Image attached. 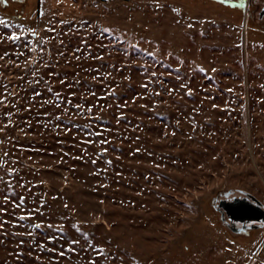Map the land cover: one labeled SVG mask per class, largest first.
Wrapping results in <instances>:
<instances>
[{"label": "rangeland", "instance_id": "obj_1", "mask_svg": "<svg viewBox=\"0 0 264 264\" xmlns=\"http://www.w3.org/2000/svg\"><path fill=\"white\" fill-rule=\"evenodd\" d=\"M229 5L0 13V264H264L210 203L264 202V0Z\"/></svg>", "mask_w": 264, "mask_h": 264}, {"label": "flooded vegetation", "instance_id": "obj_2", "mask_svg": "<svg viewBox=\"0 0 264 264\" xmlns=\"http://www.w3.org/2000/svg\"><path fill=\"white\" fill-rule=\"evenodd\" d=\"M214 197L210 202L211 209L229 237L243 241L254 237L257 231H264V221L258 219L261 209L264 208L247 193V190L229 188ZM234 202L242 203L248 208V213L242 214L241 219H235L230 214L229 207ZM220 211L223 212V217Z\"/></svg>", "mask_w": 264, "mask_h": 264}, {"label": "trees", "instance_id": "obj_3", "mask_svg": "<svg viewBox=\"0 0 264 264\" xmlns=\"http://www.w3.org/2000/svg\"><path fill=\"white\" fill-rule=\"evenodd\" d=\"M226 5L233 4L234 8L243 7L246 0L226 1ZM43 0H0V13L8 20L32 25L33 16L42 10ZM233 5H229L230 7ZM250 27L252 24L250 23Z\"/></svg>", "mask_w": 264, "mask_h": 264}, {"label": "water", "instance_id": "obj_4", "mask_svg": "<svg viewBox=\"0 0 264 264\" xmlns=\"http://www.w3.org/2000/svg\"><path fill=\"white\" fill-rule=\"evenodd\" d=\"M264 14V7L261 11V17L263 16ZM2 135L3 134H0V146L3 144V139H2ZM247 193L253 198L255 199L258 204H261V206L264 208V202L262 200H260L257 196H255L254 194L250 193L247 191ZM215 197L212 198V200H214ZM229 211H230V214L232 215V217H234L235 219H241L242 217V214L244 213H248V208L245 207L242 203H238V202H234V203H231L230 207H229ZM221 212V215L223 217V212ZM241 217V218H240ZM259 220L261 221H264V209H261L260 211V216L258 218ZM256 227H259V226H256ZM253 228V227H252ZM251 229V228H250Z\"/></svg>", "mask_w": 264, "mask_h": 264}]
</instances>
